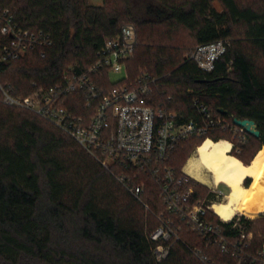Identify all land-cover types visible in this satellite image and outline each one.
I'll return each instance as SVG.
<instances>
[{"label":"trees","instance_id":"16d2710c","mask_svg":"<svg viewBox=\"0 0 264 264\" xmlns=\"http://www.w3.org/2000/svg\"><path fill=\"white\" fill-rule=\"evenodd\" d=\"M0 7L9 8L23 29H43L53 39L45 57L30 51L1 67L0 81L15 96L32 94V83L37 88L57 83L71 67L91 66L104 42L133 24L138 46L124 82L154 79L151 105L183 120L197 115L198 99L216 116L254 121L260 137L248 134L240 146L249 148L251 139L258 142V152L264 146V0H103L102 6L88 0H0ZM162 25L189 31L195 47L219 40L230 46L215 70L206 73L184 59L183 48L151 43L158 34L154 29ZM7 41L0 33V48ZM100 84L108 90L118 83L105 76ZM74 104L68 101L69 107ZM76 112L87 113L82 104ZM232 137L222 129L208 136L215 142ZM205 140L180 144L166 164L181 173ZM237 147L233 143L232 149ZM111 171L37 114L0 103V264H202L190 248H205L204 241L186 231L168 258L156 261L150 235L161 226L160 214L170 216L159 186L150 173L127 172L131 178L137 174L134 185L145 183L146 209ZM194 188L196 199L213 198L199 183ZM210 218L220 220L212 212ZM242 221L257 249L264 232L259 236L251 222ZM208 252L222 263L232 262L218 251Z\"/></svg>","mask_w":264,"mask_h":264},{"label":"built area","instance_id":"2783aa9c","mask_svg":"<svg viewBox=\"0 0 264 264\" xmlns=\"http://www.w3.org/2000/svg\"><path fill=\"white\" fill-rule=\"evenodd\" d=\"M0 33L8 39L0 48V69L24 58L30 51L39 50L45 57V50L53 45L51 35L43 29L20 27L9 8L0 7ZM137 46V28L126 24L118 37L104 42L91 66L68 69L61 80L47 88H37L32 83L36 90L26 97H18L11 86L0 81V103L33 112L50 122L107 170L121 168L119 182L146 208L145 184L134 185L137 174L131 178L127 172L150 173L155 178L160 199L170 215L160 214L161 226L150 235L156 243L153 254L158 263L168 258L173 243L181 241L180 234L186 231L204 241L205 248L196 245L190 248L202 264H264V243L254 248V235L244 228L241 219L212 220L210 213L216 215L215 201L196 199L193 182L196 180L184 170L180 173L166 164L176 148L192 138L208 140L211 132L222 129L237 136L240 142H246L249 133L237 126L232 116H216L198 99L194 102L197 115L189 120H183L165 107L151 105L154 79L142 76L135 82H124L127 64ZM229 46L225 40L199 45L189 52L187 59L210 73ZM112 75H123V78L111 89L102 88L100 82ZM71 99L76 105L69 107ZM81 104L87 113L76 112V106ZM208 250L218 251L232 262L222 263Z\"/></svg>","mask_w":264,"mask_h":264},{"label":"bare ground","instance_id":"6f19581e","mask_svg":"<svg viewBox=\"0 0 264 264\" xmlns=\"http://www.w3.org/2000/svg\"><path fill=\"white\" fill-rule=\"evenodd\" d=\"M184 172L205 186L216 188L225 184L230 188L225 199L213 206L221 220L229 222L239 214L252 219L264 215V146L246 165L232 155L230 142L208 139L197 148ZM248 179L252 182L246 186Z\"/></svg>","mask_w":264,"mask_h":264},{"label":"rangeland","instance_id":"374dc122","mask_svg":"<svg viewBox=\"0 0 264 264\" xmlns=\"http://www.w3.org/2000/svg\"><path fill=\"white\" fill-rule=\"evenodd\" d=\"M88 1L91 5H94V6H102L103 4V0H88ZM240 1H247V0H240ZM215 6L217 7L218 10H221L222 8L218 2L215 3ZM154 30H156L155 32H158V34L157 33L155 34L154 36L155 38L153 42L151 43H159V44L171 43L175 47H180L181 49L183 48L184 49L183 50L184 59L188 58L189 52L196 46V42H195L193 34L183 28H177L173 31H170L168 26L162 25V26H157ZM262 64H264V61ZM71 68H74V67H71ZM110 78H111L112 83H116L123 78V75H112ZM223 140H226V139H223ZM227 141L232 144L234 143L238 146L237 148L232 149V155L236 156L244 163H250L252 159L255 157V154L258 153V149L260 148L258 142L254 139L250 140L249 148H244V149L240 146L241 142L239 138L235 135H233V137ZM196 150H197V147H195L194 150L190 153V155L185 161V165L187 164L189 159L195 154ZM94 159L97 160L96 158ZM111 172L114 174V176H116V179L118 180V176L120 175L121 172L120 171L118 172V170L116 168L114 169V167L112 168ZM206 174L209 177H211L209 173H206ZM193 182L196 183L197 180L196 181L193 180ZM251 182L252 180L248 179L247 182H245V185L249 186ZM197 183H199L201 186H204V189H203L204 192H206L207 194L213 195V198L211 199H213L215 203L222 202L225 199L226 195L230 192V188L226 186L225 184H221L219 187H216V188H213V187L211 188V187L205 186L201 182H197ZM205 199L201 198V200H205ZM239 218L241 219V221L245 218V220H248L249 222H251L252 230L254 232H259L260 233L259 236L261 235V233L264 232V215H260L257 218L252 219L245 215L239 214L234 218V221L238 220ZM242 223L245 229L250 230L247 224H244L243 221Z\"/></svg>","mask_w":264,"mask_h":264},{"label":"water","instance_id":"95a60500","mask_svg":"<svg viewBox=\"0 0 264 264\" xmlns=\"http://www.w3.org/2000/svg\"><path fill=\"white\" fill-rule=\"evenodd\" d=\"M222 114H226L225 111L221 110L220 111ZM235 124L237 126L245 128V130L252 136H255L256 138L260 137V131L257 129V125L254 121L251 120H240V119H235Z\"/></svg>","mask_w":264,"mask_h":264},{"label":"crops","instance_id":"0c3cea01","mask_svg":"<svg viewBox=\"0 0 264 264\" xmlns=\"http://www.w3.org/2000/svg\"><path fill=\"white\" fill-rule=\"evenodd\" d=\"M183 170H184V168H183ZM198 182V181H197Z\"/></svg>","mask_w":264,"mask_h":264}]
</instances>
